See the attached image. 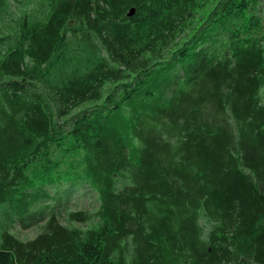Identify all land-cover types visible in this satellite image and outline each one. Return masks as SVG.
<instances>
[{
  "label": "trees",
  "instance_id": "1",
  "mask_svg": "<svg viewBox=\"0 0 264 264\" xmlns=\"http://www.w3.org/2000/svg\"><path fill=\"white\" fill-rule=\"evenodd\" d=\"M206 4L0 0V264H264V0Z\"/></svg>",
  "mask_w": 264,
  "mask_h": 264
},
{
  "label": "rangeland",
  "instance_id": "2",
  "mask_svg": "<svg viewBox=\"0 0 264 264\" xmlns=\"http://www.w3.org/2000/svg\"><path fill=\"white\" fill-rule=\"evenodd\" d=\"M206 8L203 11H200L199 13L196 14V19L200 20V18L207 16L208 12L210 11L211 8H213L216 4V0H206ZM17 5V6H16ZM20 4H13L12 10L14 12L15 16H18ZM264 16V12H263ZM13 21H9V17H4L3 20L0 21V26H5L7 24L12 23ZM189 31V30H188ZM264 33V30H263ZM185 35V32L179 35L173 42H171V46L176 48L177 46L181 45L183 43V36ZM99 208V202L97 199V196L92 195V196H86L84 199L79 200L74 207H72L73 211L76 210H84L88 211L89 213H95ZM2 217L0 216V219ZM60 220L63 224L67 225L66 218H65V213H62L60 215ZM80 228H86L87 225H79ZM44 224L37 225L31 229L25 230L21 228L20 226H15L11 228L10 232L11 234L19 239L20 241L27 242L30 240H33L36 238L43 230Z\"/></svg>",
  "mask_w": 264,
  "mask_h": 264
},
{
  "label": "water",
  "instance_id": "3",
  "mask_svg": "<svg viewBox=\"0 0 264 264\" xmlns=\"http://www.w3.org/2000/svg\"><path fill=\"white\" fill-rule=\"evenodd\" d=\"M136 10L134 8H132L130 11H129V14H128V17H132L134 16Z\"/></svg>",
  "mask_w": 264,
  "mask_h": 264
}]
</instances>
